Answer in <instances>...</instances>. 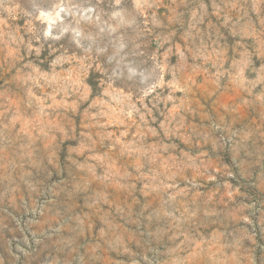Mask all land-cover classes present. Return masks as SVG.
Segmentation results:
<instances>
[{"label":"clouds","instance_id":"clouds-1","mask_svg":"<svg viewBox=\"0 0 264 264\" xmlns=\"http://www.w3.org/2000/svg\"><path fill=\"white\" fill-rule=\"evenodd\" d=\"M45 46L51 75L37 68ZM61 60L70 72L52 68ZM0 81V184L37 224L8 264H114L128 236L106 216L136 217L135 264H264V204L226 220L186 188L162 232L142 204L146 184L179 193L225 171L264 183V0H0ZM34 106L22 142L17 120Z\"/></svg>","mask_w":264,"mask_h":264},{"label":"rangeland","instance_id":"rangeland-1","mask_svg":"<svg viewBox=\"0 0 264 264\" xmlns=\"http://www.w3.org/2000/svg\"><path fill=\"white\" fill-rule=\"evenodd\" d=\"M105 11H107L106 7ZM156 11L157 16H159V14L163 13L165 9L163 6H161ZM104 18L106 19V17ZM47 56L48 49L47 46H45V49L42 50L40 56V60L44 63L37 62V68L41 70H47L49 75H51L52 70L47 67V61L45 60V57ZM62 66L65 67L67 71H71L70 69H67V62L64 60H61L59 65H53L52 68H54L55 71H60ZM167 79L168 74L165 72L162 76V80L167 81ZM84 83L87 84L88 81H84ZM0 85H3V81H0ZM7 87H9L10 93H14L16 95L22 94L23 89L17 84H12L11 86ZM48 91H51V89L49 88ZM177 94H180L179 90ZM36 95L39 96L40 93L37 92ZM57 99H59V97H57ZM229 99H233V97L229 96ZM0 100H2V98H0ZM50 102L51 101H49V103ZM201 103L203 104V101H201ZM160 107L163 108V104H161ZM45 110L47 111V109ZM175 110L176 106L172 103H169L168 111L174 112ZM38 113L39 109L34 106L33 109H29L27 113H23L21 118L17 120V127L15 131L18 133L17 138L22 142H28L32 137L35 136L36 133L33 130L32 116L38 115ZM49 115H51V113H49ZM208 115H210V113H208ZM10 118L11 114H9V116L5 117L4 119ZM160 119L163 120V116H160ZM252 119L253 122H256L255 117ZM83 120L84 117L81 115V117L75 121L74 127L78 133L86 131L88 127L86 122L82 123ZM101 124H103V119H101ZM250 127L251 125L244 124L242 127V132H246ZM116 129H119V131L117 132ZM44 131L46 132L47 129ZM108 131L116 132L117 141L128 137L130 134L128 130L119 124L109 125ZM132 134L134 135L135 133L133 132ZM187 139L188 137L185 136V140ZM212 139H214V137ZM55 140L56 136L51 135V138L47 143L51 145ZM137 147H139L137 144L126 145V148L129 150ZM207 151V149H204L205 153H207ZM50 156H58L57 151H51ZM213 160L215 162V157ZM113 166L119 167V162L113 161ZM224 167L227 169L228 165L225 164ZM215 172L218 173L219 168L215 169ZM233 176L235 178L229 177L227 171H225L223 175H214L213 179L216 182L215 184L210 182L205 183L203 179L196 178L192 184H180L179 193L162 190L155 183L146 184L143 195L148 197V199L142 202L143 208H146L150 211L153 223L158 226V229L161 232L172 222V218L170 215H168V213L173 212L174 208L178 206V201L186 202L182 195L186 188L190 189L188 192L189 196L195 194L197 197H199L207 192L208 195L212 197V201H210V203H213L214 209L217 212L222 210V214L226 220H232V217L248 215V209L242 208V204L254 205L256 209H260L261 205L264 204V183H261L260 186L257 187L250 182L241 179L239 176H236L235 173H233ZM113 187L116 188L117 192L120 191V186L118 184L114 183ZM98 195L103 198L107 196V193L100 192ZM169 196H175L176 199H169ZM121 215H123V213ZM136 215L139 216L141 214L137 213ZM105 219L108 223L119 226L128 236L127 251L122 253L119 259L114 258V264H135L133 257L138 253L139 248L143 244V241H141L137 235L136 228L132 224V221L135 220L136 217L124 216L123 221H121L119 218H113L110 216H106ZM253 223H256V221H253ZM233 224L238 228L245 227L244 223L239 220L233 221ZM36 227L37 224L34 220L33 211L28 208H22L19 205V198L17 197L16 199H13L10 195L5 194V185L0 184V256L4 257L5 264H8L9 248L11 247L14 251L16 242L22 240L25 236H28L29 239H31L29 232L30 230L35 231ZM214 236V233L209 232V239H213ZM121 243H123L122 240L114 241V245L117 247ZM20 246L23 247L22 244ZM17 255L19 256V254ZM24 262L25 258L23 256H19L18 264H24Z\"/></svg>","mask_w":264,"mask_h":264}]
</instances>
